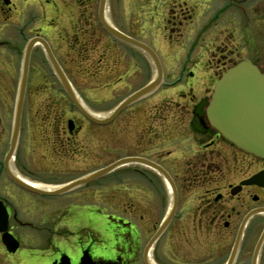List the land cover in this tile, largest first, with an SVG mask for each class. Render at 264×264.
Returning a JSON list of instances; mask_svg holds the SVG:
<instances>
[{"label": "flooded vegetation", "instance_id": "obj_1", "mask_svg": "<svg viewBox=\"0 0 264 264\" xmlns=\"http://www.w3.org/2000/svg\"><path fill=\"white\" fill-rule=\"evenodd\" d=\"M176 4L170 29L189 34L210 11L193 42L233 44L212 51L204 92L150 101L161 82L97 122L73 103L49 52L83 110L99 120L151 79L145 53L103 27L99 0H0V218L19 242L8 252L0 240V249L13 264H264V159L223 138L205 114L215 79L245 58V45L264 42V0ZM120 91L127 92L116 99ZM120 157L158 164L173 188L140 161L71 184ZM33 165L57 179L35 177Z\"/></svg>", "mask_w": 264, "mask_h": 264}, {"label": "rangeland", "instance_id": "obj_2", "mask_svg": "<svg viewBox=\"0 0 264 264\" xmlns=\"http://www.w3.org/2000/svg\"><path fill=\"white\" fill-rule=\"evenodd\" d=\"M176 2L177 0L107 1L106 14L108 18L111 15L112 22L118 28L126 32L130 37L147 44L158 56L163 70V85L154 94L149 95L148 99L150 101H154L158 94L159 96L161 94L168 96L165 97L166 100H172L173 98L177 99L175 95H179L189 88L197 94L196 96H200L204 92L205 84L208 82L209 74H206L203 70L205 64H211V66L216 64L217 58L215 57L217 54L212 53V51L215 50L219 52L222 46L221 41L225 42L224 47L226 45L228 48H232L233 45L223 37L213 40L208 36L199 39L200 37L198 36L197 40L193 42V38L195 37L194 31L206 21V16L210 14V11L203 12L198 19H196V17H198L196 14L195 19L197 23L194 22L195 28L189 34L180 35L176 29H170L171 25L166 23V19L174 15L178 10ZM188 13L189 12H185L183 15ZM41 16L40 8L38 7L36 19L39 20ZM216 27H220V25ZM213 33L218 34V30H215ZM217 34H214V36ZM248 45L244 46V53L240 56H248L263 69L264 42L256 44L254 48L251 47V44ZM236 46L239 45L236 44ZM132 50L138 52L136 49ZM154 72L155 70L149 61V74H153ZM126 92L127 91H120L121 95H118L116 99L123 96ZM111 106L112 104L104 108L99 107L101 108L100 114L105 113ZM167 113L166 111V114ZM120 154V151H117V156ZM30 170L33 172L34 176L36 175L35 177L43 180L54 181L57 179V173H55V171H50L48 169L42 170L40 165H33V167H30ZM138 223L141 224L140 221H138ZM151 223H153V220L149 221V225ZM18 232L22 233L21 230L17 231V234ZM157 249L158 243L154 247L156 253ZM0 264H13V258L11 259L5 255L1 249Z\"/></svg>", "mask_w": 264, "mask_h": 264}, {"label": "water", "instance_id": "obj_3", "mask_svg": "<svg viewBox=\"0 0 264 264\" xmlns=\"http://www.w3.org/2000/svg\"><path fill=\"white\" fill-rule=\"evenodd\" d=\"M105 3L106 0H99V18L103 27L113 36L145 52L155 66V75L148 83L123 99L105 118L99 120V118L83 110L68 80L62 73L53 55L49 52L48 57L54 71L73 103L83 111L84 114L97 122H106L130 102L151 92L160 83L162 78V68L153 49L110 25L104 15ZM20 108L21 104L18 102L16 107L17 119ZM205 114L209 124L226 140L248 153L264 158V68L261 70L255 63L247 58L228 67L214 83L212 93L205 107ZM14 140L15 135L12 137V147ZM129 161H131L130 158H122L100 172L94 173L87 178L77 180L73 184L81 183L114 166ZM142 162L162 173L169 184L172 185L168 174L163 168L149 160L143 159ZM173 195L175 194L173 193ZM161 230L162 226L156 231L148 245L156 239ZM0 231H2L1 239L7 250L14 251L18 246V242L6 231L5 215L0 218Z\"/></svg>", "mask_w": 264, "mask_h": 264}]
</instances>
